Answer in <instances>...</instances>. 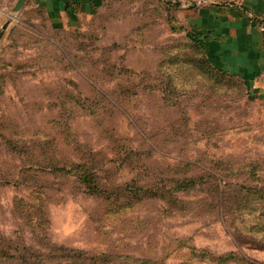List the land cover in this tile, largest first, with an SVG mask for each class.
Here are the masks:
<instances>
[{
	"label": "rangeland",
	"instance_id": "obj_1",
	"mask_svg": "<svg viewBox=\"0 0 264 264\" xmlns=\"http://www.w3.org/2000/svg\"><path fill=\"white\" fill-rule=\"evenodd\" d=\"M18 1L0 0V264H264V90L197 35L201 8L243 0L76 19Z\"/></svg>",
	"mask_w": 264,
	"mask_h": 264
},
{
	"label": "crops",
	"instance_id": "obj_2",
	"mask_svg": "<svg viewBox=\"0 0 264 264\" xmlns=\"http://www.w3.org/2000/svg\"><path fill=\"white\" fill-rule=\"evenodd\" d=\"M97 0H40L41 7L76 19ZM251 13L234 8H201L198 34L212 60L243 77L250 91L264 90V0H243ZM76 7V9L73 8ZM257 89V90H256Z\"/></svg>",
	"mask_w": 264,
	"mask_h": 264
},
{
	"label": "water",
	"instance_id": "obj_3",
	"mask_svg": "<svg viewBox=\"0 0 264 264\" xmlns=\"http://www.w3.org/2000/svg\"><path fill=\"white\" fill-rule=\"evenodd\" d=\"M23 1H24V0H19V1L16 3L15 10H17V9L20 7V5L23 3ZM263 33H264V31H263Z\"/></svg>",
	"mask_w": 264,
	"mask_h": 264
},
{
	"label": "trees",
	"instance_id": "obj_4",
	"mask_svg": "<svg viewBox=\"0 0 264 264\" xmlns=\"http://www.w3.org/2000/svg\"><path fill=\"white\" fill-rule=\"evenodd\" d=\"M233 6H234V8H236V7H237V8H238V7H239V8H244L242 5H238V6L233 5ZM244 9H245V8H244ZM245 10H246V9H245Z\"/></svg>",
	"mask_w": 264,
	"mask_h": 264
},
{
	"label": "built area",
	"instance_id": "obj_5",
	"mask_svg": "<svg viewBox=\"0 0 264 264\" xmlns=\"http://www.w3.org/2000/svg\"><path fill=\"white\" fill-rule=\"evenodd\" d=\"M263 31H264V26H262V28H261Z\"/></svg>",
	"mask_w": 264,
	"mask_h": 264
}]
</instances>
